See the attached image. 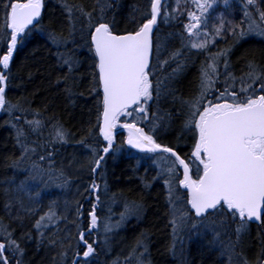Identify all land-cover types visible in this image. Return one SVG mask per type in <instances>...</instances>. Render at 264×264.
<instances>
[{
	"label": "snow or ice",
	"instance_id": "6c2138e0",
	"mask_svg": "<svg viewBox=\"0 0 264 264\" xmlns=\"http://www.w3.org/2000/svg\"><path fill=\"white\" fill-rule=\"evenodd\" d=\"M216 0H185L182 7L180 0H176L177 6L169 12L164 0H150L149 6L143 10L136 8L129 22L132 28H117L115 18H107V12L112 7L108 0H97V5L92 10H86L83 5L68 4L65 0L63 8L70 25L69 37L76 32V23L83 17L87 23L80 30L84 43L80 47H87L92 59V87L91 91L99 95L102 91V100L98 101L97 123L99 135L103 138L105 146L97 147L85 142V139L77 141L83 149L89 151L91 156L82 167H87L93 175V180L85 188L88 196H95L92 208L88 211L87 230L76 223L83 215V205L77 201L76 218L73 221L79 233L77 246H84L82 253L87 264V258L96 252L93 243H88L85 236L96 231L99 218L96 215L98 194L100 186L95 182V175L103 166L107 155H114L124 150V145L140 153L151 154L153 165L158 169L153 180L164 179L167 189V201L172 228L173 243L170 250L176 254V245L184 244V232L188 238L203 237L211 233L209 241L221 256L227 257V264H253L242 252L236 249L242 244L243 237L249 231V225L259 222L264 225V65L256 60L247 62V71L237 77L229 71L231 64L229 53L231 47L221 49L215 54H210L206 62L201 64L197 91L188 99L182 100L184 119L181 124L180 134L175 145L162 144L157 140V132L161 127H170L172 113L161 110L160 102L174 90L167 87L164 81L156 76V68H164L170 62H177L170 77L174 78L182 71L185 62L180 61L183 52L180 49L172 50L169 55L160 60L165 51V40L157 34L160 18L164 23L177 18L188 4L194 5L197 11H188L189 23L184 25L189 35L191 49L207 50L212 39L223 36L226 32L231 35L233 43L249 36L264 39V0H244L243 19L239 25H232L220 17L219 24L214 26L212 32L204 31L207 25V13L213 7ZM227 5L228 0H224ZM44 0H3L0 11L3 12V23L0 31L3 35L0 40H6V51L0 55V110L11 114L14 110L26 111L20 104H12L6 99V89L11 79L10 62L14 59V52L26 41L34 31L44 32L41 21ZM98 8V11H97ZM142 21V22H141ZM247 27H244V24ZM173 34L169 33L171 38ZM204 39L194 42L192 37ZM48 39L57 48L55 53L61 67L67 68L63 82L73 79L79 61L67 52L59 49L67 45L68 38L54 31L47 32ZM90 37V39H85ZM181 47H186L182 37ZM155 59L156 63H153ZM223 60V67L220 61ZM222 83L221 91L217 84ZM155 77V79H154ZM60 80L58 79L57 83ZM239 83V87L237 84ZM71 95V85L65 89ZM218 93V94H217ZM259 93V94H257ZM212 97L213 99H209ZM175 98V97H174ZM215 100L216 102H213ZM153 104L155 110L153 111ZM38 115V113H36ZM122 117H132L133 122L118 124ZM19 119V118H17ZM137 121L150 125L146 132L138 126ZM32 131L43 128L44 123L39 119L25 121ZM14 128L17 126L12 125ZM122 127L128 132L123 144L118 145L115 139V129ZM191 133L187 139L192 140L191 153L187 158H182L179 151L180 141L185 139L184 134ZM91 134V130H90ZM70 133L58 121L52 125L51 141L46 142L48 147L54 143H69ZM25 133L17 128V144L21 148V155L13 161V167H19L21 162L28 159L35 148L29 147L24 139ZM52 152H47L49 165H52ZM40 156V160H45ZM195 167L196 179L192 178L190 171ZM38 165L33 164V170ZM183 169V178L178 179V169ZM59 175L63 176L62 170ZM35 178V177H32ZM178 179V184H177ZM67 180L60 186H66ZM147 186V185H146ZM23 187V183L20 186ZM105 188L107 185L105 184ZM186 189V196L181 191ZM7 192V190H5ZM39 195V193H36ZM87 199V197H85ZM20 207L24 209L23 203ZM139 205L125 204V212L121 213V221L128 214L138 212ZM5 209L11 211V205L5 204ZM29 214L34 209H24ZM66 219L60 217L55 210V204H50L49 209L36 220L34 228L39 232L56 225L57 221ZM230 222L236 226L230 230ZM116 225L106 223L105 232H109ZM44 234L40 232L42 237ZM12 232L8 226L0 222V264H11L5 255L11 252L16 257V264H22L24 250L20 244L11 238ZM223 237H226L223 238ZM234 237V238H233ZM30 238V237H29ZM71 239V237H66ZM56 240H50L49 244L55 246ZM63 249V240L59 241ZM71 245H69L70 247ZM142 241H137L130 255H135L138 264H143L144 253L136 255L138 248L143 247ZM184 249L180 248V256L183 257ZM264 255V239L261 240L260 250L255 264H264L260 256ZM61 259L66 256V249L59 253ZM77 251L73 256V264H78ZM55 259V258H54Z\"/></svg>",
	"mask_w": 264,
	"mask_h": 264
},
{
	"label": "trees",
	"instance_id": "16d2710c",
	"mask_svg": "<svg viewBox=\"0 0 264 264\" xmlns=\"http://www.w3.org/2000/svg\"><path fill=\"white\" fill-rule=\"evenodd\" d=\"M167 1L171 2L168 6L171 12L172 8L177 6L176 0ZM64 2L65 0H44L41 21L44 32L31 33L19 50L14 52V59L10 62L11 79L6 89V99L12 104L19 103L26 111L14 110L9 114L5 110H0V222L8 226V230L12 232L11 238L24 250L22 264H73V256L77 251L80 253L77 257L78 264H85L82 255L84 246L82 244L77 246L79 233L73 221L76 218L77 201H79L83 205V215L76 220V223L80 224L83 230H87V214L92 208L95 196H88L85 192V188L93 180V175L87 167H82L87 163L91 153L76 142L84 138L86 143L98 149L105 146L103 138L99 135V128L94 127L97 123L98 101L102 100L103 95L100 90H98L99 95L91 91L94 70L91 53L88 52L87 47H80L84 43L80 30L87 21L81 17L76 23V32L69 37L70 25L63 8ZM66 2L70 5H83L86 10H92L97 5V0H66ZM108 3L112 7L107 12V18L114 17L117 28L124 29L134 27L129 22L131 15H139L134 9L147 8L150 0H108ZM238 3V0H228V4L223 5L222 11L219 10L220 6L217 11L209 13L206 28L201 32H212L214 26L219 24L220 17L230 21L232 25H239L244 10L237 7ZM180 4L183 7L185 0H180ZM2 6L3 0H0V8ZM236 7L242 14L241 18L231 17L234 9L237 12ZM188 10L190 9L184 8L176 19L168 23L160 19L157 28V34L167 38L165 51L160 56V60H164L170 51L180 49L183 52L180 61L185 62L182 71L174 78L169 74L177 67V62H170L162 69L156 68V76L174 90L160 102L162 111L167 110L172 113V124L170 127H161L156 134L158 142L170 146L176 144L184 119L181 114L183 112L181 101L196 93L201 64L206 62L210 54L231 47L229 71L237 77L247 71L246 65L250 59L254 58L258 64L264 65V39L256 36H249L234 44V38L226 32L215 39L209 37L211 43L208 44L206 51L191 49L189 35L184 29V19ZM3 15L0 11V24L3 23ZM244 27H247L246 23ZM49 31L63 34L68 38L67 45L59 50L71 54L79 61L72 73L73 79L69 80L68 84L61 79L68 70L66 67H61L57 61L55 55L57 48L48 39ZM169 33L173 34L171 38H168ZM2 35L3 32L0 31V36ZM182 37L183 43L187 44L183 48ZM203 39L202 35L201 38L192 41L198 42ZM6 47V40H0V49L6 51ZM3 51H0V55ZM153 63H156L155 59ZM220 67L222 69L223 60L220 61ZM58 79L59 83H57ZM220 79L221 83L217 84V88L222 91L223 76ZM68 85H71V95L65 91ZM239 86L238 83L237 87ZM209 99L213 98L209 97ZM152 110H155V104ZM33 119L43 121V128L32 131L25 121ZM57 121L71 134L69 143H54L48 147L46 142L51 141L52 125ZM131 122L133 120H126L124 117L119 120V124ZM137 123L146 132L149 130L150 125L139 121ZM13 124L17 127L14 128ZM17 128L24 131L25 137L22 139L36 151L22 161L19 167H13V161L21 155V148L17 144ZM125 133L122 131L117 134L118 145L123 144ZM190 135L191 133H185V139L179 144L183 158H186L193 143L192 140L187 139ZM47 152L53 153L51 166ZM40 156H45V160L41 161ZM62 156H66L64 163L70 167L69 171L66 175H59L53 179L55 170L59 172L57 164ZM34 163L38 165L35 170H33ZM47 171L51 172V176L49 175L51 178L47 175L41 176V172ZM157 171L151 159L127 145H124V150L120 153L107 155L103 166L95 175V182L100 186L98 191L100 199L96 211L99 231L97 229L85 236L88 243L95 241L96 249L95 254L87 258V264H138L136 256L130 255L137 246L138 240L142 241L144 246L138 248L136 255L144 253L143 264H227V257L221 256L219 250L209 243L212 239L211 233L203 237H193L191 240L187 232L182 233L184 244L181 246L177 243L176 254H173L170 250L173 238L169 224L167 189L163 178L153 180ZM65 180L68 181L67 185L61 187ZM181 191L186 196V191L183 189ZM53 202L57 215L66 219H61L56 225H49L48 228L38 232L33 226ZM9 203L10 212L5 209V204ZM21 203L24 209L31 208L35 211L29 214L20 207ZM132 203L140 206L138 212L126 215L121 221L125 204ZM109 219L115 225L119 222V226L106 233L104 225ZM235 226V222H230L229 229L232 230ZM40 232L44 234L42 237ZM262 239H264V225L251 223L248 233L243 237L242 244L236 251L242 252L255 264ZM50 240H56L58 243L52 246L49 244ZM60 240H63V249ZM181 247L184 249L183 257L180 256ZM65 249L66 256L61 259L59 253ZM5 255L10 259L11 264H16V257L10 251ZM260 259L264 260V255L260 256Z\"/></svg>",
	"mask_w": 264,
	"mask_h": 264
},
{
	"label": "rangeland",
	"instance_id": "374dc122",
	"mask_svg": "<svg viewBox=\"0 0 264 264\" xmlns=\"http://www.w3.org/2000/svg\"><path fill=\"white\" fill-rule=\"evenodd\" d=\"M230 1V0H229ZM237 1V0H236ZM238 4H237V7L240 9V10H244V0H238ZM164 3L167 5V7L169 6V4H171V2L170 3H168V1L167 0H164ZM223 5H225V3H224V0H216V3L213 5V7L211 8V9H209V11H208V13H207V17H209V13H211V12H213V11H217V9L221 6V8H219V10H221L222 11V7H223ZM236 7V9H237V12H235V9L231 12V17H235V16H239L240 18H241V15L242 14H240L239 12V10H238V8ZM187 8L188 9H190V10H188V11H197L196 9H195V7H194V5H191V4H189L188 6H187ZM187 11V12H188ZM187 12H186V17H185V19H184V21H185V24H187V23H189L190 21H189V18H188V15H187ZM161 19V18H160ZM184 24V25H185ZM204 28H202L201 29V31L203 30ZM202 33V32H201ZM202 37V35L199 37V38H201ZM199 38H197V37H192V39H194V40H197V39H199ZM191 39V40H192ZM124 119H126V120H133V118L132 117H124ZM127 136H128V132L126 131V133H125V139L127 138ZM116 154H118V153H116ZM145 154V153H144ZM149 155H151V154H145V157H147V156H149ZM65 158H66V156H62L61 158H60V160L58 161V164H57V169L60 171V170H62L63 171V173H64V175H66V173L69 171V166H66V164L64 163L66 160H65ZM156 157H152V159H155ZM152 159H151V162H152ZM153 164V163H152ZM155 166V165H154ZM156 167V166H155ZM41 176L43 177V176H51V172L50 171H47L46 173L45 172H41ZM178 175V174H177ZM49 176V177H50ZM57 176H59V172L58 171H56L55 170V175L52 177L53 179L55 178V177H57ZM182 176H183V173H182V175H181V177L180 178H182ZM51 178V177H50ZM178 179H179V177H178ZM178 179H177V184H178ZM106 223H109V224H111V225H115V223L112 221V220H108V221H106L105 222V224ZM115 227H113L112 229H114ZM98 229V228H97ZM98 231H99V229H98Z\"/></svg>",
	"mask_w": 264,
	"mask_h": 264
},
{
	"label": "flooded vegetation",
	"instance_id": "af4514ba",
	"mask_svg": "<svg viewBox=\"0 0 264 264\" xmlns=\"http://www.w3.org/2000/svg\"><path fill=\"white\" fill-rule=\"evenodd\" d=\"M161 20H163L162 17H161ZM161 20H159V22H160ZM158 26H159V25H158ZM118 124H119V121H118ZM119 125H122V124H119ZM126 131H127V130H126ZM120 132H122V131H120ZM118 133H119V132H118ZM118 133H117V134H118ZM117 134L115 135V139H116ZM190 153H191V149H190V150L188 151V153L186 154V158H187L188 156H190ZM182 158H183V157H182ZM182 173H183L182 169L179 168V169H178V177H179V179H180ZM190 175H192V178H193V179H196V178H197V177H196V174H195V167H194V166H193V168H192L191 171H190ZM182 178H183V176H182Z\"/></svg>",
	"mask_w": 264,
	"mask_h": 264
},
{
	"label": "water",
	"instance_id": "95a60500",
	"mask_svg": "<svg viewBox=\"0 0 264 264\" xmlns=\"http://www.w3.org/2000/svg\"><path fill=\"white\" fill-rule=\"evenodd\" d=\"M101 92H102V91H101ZM102 94H103V93H102ZM124 130H126V129H123L122 127H117V129H115L114 134L116 135L118 132H120V131H124ZM182 171H183V169H182ZM253 223H256V224L260 225L259 222H253Z\"/></svg>",
	"mask_w": 264,
	"mask_h": 264
}]
</instances>
